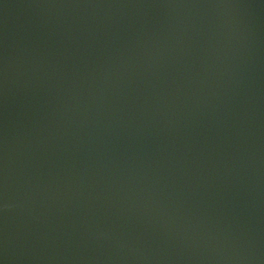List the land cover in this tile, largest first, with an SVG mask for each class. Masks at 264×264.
<instances>
[{
  "label": "water",
  "instance_id": "1",
  "mask_svg": "<svg viewBox=\"0 0 264 264\" xmlns=\"http://www.w3.org/2000/svg\"><path fill=\"white\" fill-rule=\"evenodd\" d=\"M0 264H264V0H0Z\"/></svg>",
  "mask_w": 264,
  "mask_h": 264
}]
</instances>
